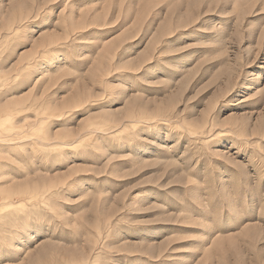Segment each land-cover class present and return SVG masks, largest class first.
I'll use <instances>...</instances> for the list:
<instances>
[{"label":"rangeland","instance_id":"obj_1","mask_svg":"<svg viewBox=\"0 0 264 264\" xmlns=\"http://www.w3.org/2000/svg\"><path fill=\"white\" fill-rule=\"evenodd\" d=\"M0 264H264V0H0Z\"/></svg>","mask_w":264,"mask_h":264}]
</instances>
